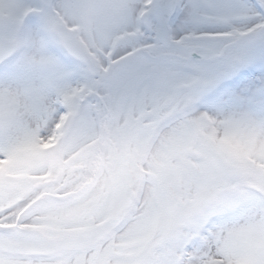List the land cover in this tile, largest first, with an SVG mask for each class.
I'll return each instance as SVG.
<instances>
[{"label":"snow or ice","instance_id":"6c2138e0","mask_svg":"<svg viewBox=\"0 0 264 264\" xmlns=\"http://www.w3.org/2000/svg\"><path fill=\"white\" fill-rule=\"evenodd\" d=\"M0 264H264V0H0Z\"/></svg>","mask_w":264,"mask_h":264}]
</instances>
